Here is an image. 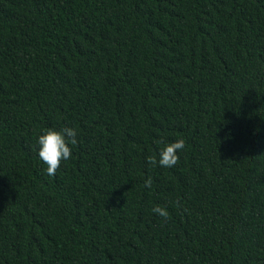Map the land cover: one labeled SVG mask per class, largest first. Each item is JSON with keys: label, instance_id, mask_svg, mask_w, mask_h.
<instances>
[{"label": "trees", "instance_id": "16d2710c", "mask_svg": "<svg viewBox=\"0 0 264 264\" xmlns=\"http://www.w3.org/2000/svg\"><path fill=\"white\" fill-rule=\"evenodd\" d=\"M0 264H264V0H0Z\"/></svg>", "mask_w": 264, "mask_h": 264}, {"label": "clouds", "instance_id": "9594fccd", "mask_svg": "<svg viewBox=\"0 0 264 264\" xmlns=\"http://www.w3.org/2000/svg\"><path fill=\"white\" fill-rule=\"evenodd\" d=\"M163 143V141H160ZM37 157L40 162L46 165L45 171L47 175L52 176L61 166L62 162H67L72 157V148L78 144V132L74 127H64L59 131L47 129L37 137ZM185 147L182 139L174 142L165 143L161 147L157 156L150 158V163L161 168L174 167L179 159V152ZM151 179L145 182V186L150 188ZM152 213L167 219L169 213L165 207L157 205L151 209Z\"/></svg>", "mask_w": 264, "mask_h": 264}]
</instances>
